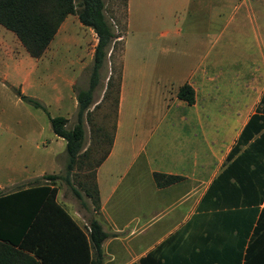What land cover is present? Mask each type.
<instances>
[{
    "label": "crops",
    "instance_id": "obj_1",
    "mask_svg": "<svg viewBox=\"0 0 264 264\" xmlns=\"http://www.w3.org/2000/svg\"><path fill=\"white\" fill-rule=\"evenodd\" d=\"M182 1L184 14L201 13L207 29L202 32L205 38L195 42L201 48L197 62L177 80L154 77L160 67L151 52L162 53L163 46L154 48L149 44L145 49L130 45L127 34H123L112 142L108 154L94 168L100 197L97 219L104 231L121 233L103 241L102 264L138 263L156 248L167 263L182 260L187 264V256L194 258L200 247L207 251L209 248L213 254L232 241L233 234L223 228L224 224L221 229L211 228L212 219L198 210V205L224 167L249 117L264 113V0ZM130 5L131 0H127V12ZM220 7L230 15L224 17L216 33L209 34L208 25ZM79 25L83 26L80 21ZM179 31L181 28L176 32L164 30L158 38L179 35ZM96 43L97 40L93 51ZM33 60L35 63L38 59ZM66 81V89L72 90L76 76ZM183 84L194 89L193 104L177 96ZM76 107L75 100L73 108ZM51 141L54 145L48 149L53 157L50 165L12 179L8 186H27L36 177L62 171L66 163L65 140L53 133ZM153 172L180 175L182 179L158 188ZM8 186L0 183V190ZM263 207L264 197L254 227L260 226ZM64 208L85 231L74 214ZM261 224L262 233L254 237V244H264V219Z\"/></svg>",
    "mask_w": 264,
    "mask_h": 264
},
{
    "label": "trees",
    "instance_id": "obj_2",
    "mask_svg": "<svg viewBox=\"0 0 264 264\" xmlns=\"http://www.w3.org/2000/svg\"><path fill=\"white\" fill-rule=\"evenodd\" d=\"M104 8L103 0H0V25L16 35L31 57L38 58L44 53L70 14L76 15L80 23L92 29L97 36L92 60L87 67L88 86L76 92V122L72 128L66 126V117L51 116L37 98L17 92L22 100L47 114L52 132L65 140L67 158L64 176L44 174L29 181L27 186L0 190V264H102L105 258L103 241L108 236L121 234L104 231L97 217H92L87 230L83 231L58 202L55 185V181L62 178L73 193L81 197L71 182V175L82 158L89 157L85 124L98 105L94 93L101 71L111 61L120 37L106 18ZM111 78L110 75L107 88L112 86ZM120 79L121 68L117 92ZM176 94L188 104L195 101L194 89L189 84L180 86ZM261 104L264 109V96ZM111 142L112 138L95 167L108 154ZM152 176L158 188L182 179L180 175L160 172H153ZM85 185L83 191L99 213L100 197L95 172L92 185ZM263 197L264 113H253L231 147L224 167L209 184L198 205V210L206 212L212 219L211 228L221 229L224 224L223 228L233 234L232 241L213 254L209 248L207 251L200 247L194 258L187 256V264H264V244H254L253 241L258 233H262L264 207L259 214L260 226L254 227V224ZM162 258L156 248L133 264H169L166 258ZM178 264L184 263L181 260Z\"/></svg>",
    "mask_w": 264,
    "mask_h": 264
},
{
    "label": "rangeland",
    "instance_id": "obj_3",
    "mask_svg": "<svg viewBox=\"0 0 264 264\" xmlns=\"http://www.w3.org/2000/svg\"><path fill=\"white\" fill-rule=\"evenodd\" d=\"M103 1L106 18L120 37L111 61L101 71V79L94 93L98 105L91 113L90 121L85 124L89 157L82 158L71 175V182L80 191L81 197L73 193L64 179L55 181L58 202L74 214L85 231L89 220L99 216L91 198L85 195L83 186L94 182L95 164L112 138L123 34H127L130 45H140L145 49L149 44L154 48L163 46L165 49L162 53L151 52L153 61L160 67L154 77L177 80L197 62L201 48L195 46V42L205 38L202 32L205 33L207 29L206 19L203 24L201 13L184 14L182 0H131L128 12L127 0ZM216 6L220 4L216 2ZM227 14L230 15V12L221 7L216 10L213 23L208 25L209 34L219 30ZM179 28V35L158 38V34L164 30L176 32ZM52 40L34 63L35 60L16 35L0 25V183L7 186L12 179L18 180L40 166H49L53 158L48 152L54 143L51 141L53 132L47 114L22 100L17 92L40 100L51 116L63 114L68 119L66 126L72 128L76 122V109L73 108L76 92L88 86L87 66L91 63L97 40L95 32L84 25L80 26L77 16L71 14ZM110 75L112 86L107 88ZM71 76H76L77 81L72 90H67L66 78ZM56 174L64 176L65 168ZM17 187L13 184L2 191Z\"/></svg>",
    "mask_w": 264,
    "mask_h": 264
}]
</instances>
